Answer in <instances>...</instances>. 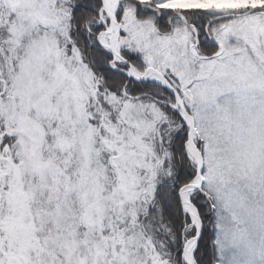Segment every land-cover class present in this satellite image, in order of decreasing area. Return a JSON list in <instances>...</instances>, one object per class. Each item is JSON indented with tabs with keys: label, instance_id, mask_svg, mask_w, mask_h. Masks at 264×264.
Masks as SVG:
<instances>
[{
	"label": "snow or ice",
	"instance_id": "1",
	"mask_svg": "<svg viewBox=\"0 0 264 264\" xmlns=\"http://www.w3.org/2000/svg\"><path fill=\"white\" fill-rule=\"evenodd\" d=\"M0 264H264V0H0Z\"/></svg>",
	"mask_w": 264,
	"mask_h": 264
}]
</instances>
